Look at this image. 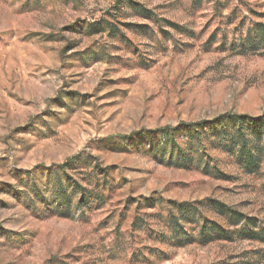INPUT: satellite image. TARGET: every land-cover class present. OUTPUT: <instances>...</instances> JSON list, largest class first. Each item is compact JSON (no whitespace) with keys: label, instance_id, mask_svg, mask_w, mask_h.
Returning <instances> with one entry per match:
<instances>
[{"label":"rangeland","instance_id":"obj_1","mask_svg":"<svg viewBox=\"0 0 264 264\" xmlns=\"http://www.w3.org/2000/svg\"><path fill=\"white\" fill-rule=\"evenodd\" d=\"M263 113L264 0H0V264H264Z\"/></svg>","mask_w":264,"mask_h":264},{"label":"trees","instance_id":"obj_2","mask_svg":"<svg viewBox=\"0 0 264 264\" xmlns=\"http://www.w3.org/2000/svg\"><path fill=\"white\" fill-rule=\"evenodd\" d=\"M264 113L261 114L260 116L257 117H253V116H249L247 114H236L232 116V119L235 121L236 124L238 125H243L246 122H262L264 123ZM194 125H198L197 123H194ZM83 156V153H79L76 155H73L71 157H69L65 163L62 164V168H64L67 163H71L72 161H74V159L80 160V158ZM84 165V164H83ZM81 165L82 167H85ZM75 184H72V188H75ZM191 203H188L187 205H189ZM184 205V204H182ZM188 207V206H187ZM185 208L180 209L181 213H182V220H184V218H187V210L189 208ZM187 209V210H186ZM203 210H209V211H213L217 218L215 221H208L203 225V229L200 230L201 235H203L204 237H214L213 239H230L231 237L229 236L232 232L229 230L230 227L236 225L237 223H242V221H244L245 216L243 215V213L238 212L235 207H233L232 205H228L227 203L218 200L216 198H205V200H200L198 201V203L195 205V207H193L190 210V213L195 216L196 221H199V218L197 217V215H200V212H202ZM244 218V219H243ZM248 220V218H246ZM184 222V221H183ZM195 222V221H194ZM193 222V223H194ZM186 222H184L185 224ZM185 225L182 224H178L177 226L174 227L173 232H171V234H176L178 235L179 233H181L184 230ZM240 233H244V230H240ZM258 232H256V230H254L252 228V232H250V236L251 238H254Z\"/></svg>","mask_w":264,"mask_h":264}]
</instances>
